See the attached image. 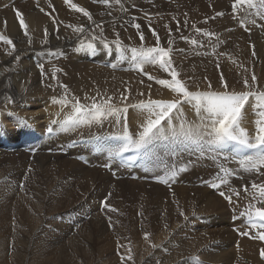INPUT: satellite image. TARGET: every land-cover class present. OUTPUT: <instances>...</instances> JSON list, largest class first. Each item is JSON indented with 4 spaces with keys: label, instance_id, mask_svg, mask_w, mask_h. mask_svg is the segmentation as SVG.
Here are the masks:
<instances>
[{
    "label": "bare ground",
    "instance_id": "bare-ground-1",
    "mask_svg": "<svg viewBox=\"0 0 264 264\" xmlns=\"http://www.w3.org/2000/svg\"><path fill=\"white\" fill-rule=\"evenodd\" d=\"M17 1L22 5L21 13L30 19H35V22L26 29H22L13 10V3L10 7L5 5L1 12L0 34L5 35L9 30L17 34L10 35L12 45H4L0 42V112L10 111L14 116L25 118L30 127L18 126L17 122L8 115L0 117V127L6 129L0 132V252L5 254L13 252L9 254L12 255L15 264L25 262L27 252L42 253L47 250L55 252L56 255L58 251L62 254L57 257L58 262L55 264H79L80 257H83L84 262L88 261V264H92V254L95 251L93 248L96 244L100 245V253L112 251V235H108L107 227L96 228L91 232H81L79 222L82 219L90 220L92 213L88 212L83 217L80 209L92 203L94 199H99L101 204L106 198L111 204H116L119 196L129 191V184L136 185L138 180L132 178L133 171L120 166L116 160L111 162L109 168L104 167L106 163H110L109 150L116 146L111 144L109 134L119 129H114L105 123L103 127L82 126L74 132L60 133L57 131L58 125H51L50 121L62 118L68 109L62 112L61 106L53 104L52 99L53 97L64 98L67 95V98L71 100L75 96L81 103L89 104L91 101L86 97L97 99L112 97L111 103L117 107L137 104L148 99H172L174 94L170 90L156 84L154 80L150 81L144 73L158 78L170 79V77L151 64L145 65L143 71L114 70L110 66L111 63H115L118 68L128 69L131 64L129 59L120 60L114 45H112L113 51L109 53L98 41H91L93 35L103 36L108 41H113L116 38L115 34L121 32L124 46L127 48L140 46L141 42L136 30L131 35V30L126 33L124 29H113L104 35L95 25V18L98 15L107 12L111 17H115L114 14L123 9L114 0H110L109 5L100 3V0H72L73 3L91 13V21L82 13L71 9L64 0H46L50 4L44 7L43 11L35 8L33 10L32 7L29 11L25 6L26 0ZM32 1L41 7L45 5L44 0ZM256 2L258 3V0ZM251 11L257 12L253 9ZM53 14H57V17ZM132 17L134 16L124 14L121 20L127 26H131ZM260 22L261 18L258 23ZM78 27H83L85 32H75L74 29ZM176 27L166 28L162 24L156 25L162 46L167 47L168 28L172 30L174 40L172 47L178 46L175 42ZM28 29L34 34L32 39L28 35ZM25 31L27 35L24 34ZM141 31L145 35V44L148 35L146 27L142 26ZM148 39L151 46H155V40ZM81 41L98 42V50L95 53L80 50ZM262 44H259L257 48L264 49V43ZM225 46L233 51V56L238 57L240 64L249 62L248 42L242 40L235 43L230 41L224 45L222 43L221 47ZM186 47L197 49L187 42ZM56 49L58 54H50ZM9 52L12 53L11 56L8 55ZM17 55L21 57L19 61L15 60ZM260 56L262 58L263 55L260 54ZM126 57H130V52H126ZM171 58L180 74L178 78L195 91H208L209 82L213 91L225 90L220 76H214V68L202 66L193 82H190L185 76L188 69H198L197 64L201 63L180 62L175 52ZM105 61L108 62V67L101 64ZM224 62V71L237 79L235 82L238 81V89L232 91H243L245 87L241 83H243L244 74L239 75V70L232 69L235 64L230 62V58H226ZM40 65H43L46 75H41ZM131 67L134 68L132 65ZM57 68L60 71L56 73V80H53L51 74ZM230 82L234 83L232 80ZM61 85L67 86V94ZM262 86L264 88L263 83ZM249 90L259 91L260 89L254 87ZM260 91L263 92V89ZM4 96L6 98L2 99ZM124 96L127 97L126 100L123 99ZM254 103V98H250L246 103L242 123L250 135L255 133V120L258 118L255 115L256 110L252 107ZM191 108L190 113L187 116L184 115L185 120L188 124L198 123L194 106ZM127 116L129 129L132 132H136L145 120L140 110L132 107H129ZM49 126L56 132V136L51 141L46 136V128ZM29 139L34 140L32 144L25 143ZM75 141L77 144L73 145ZM24 146L37 148L38 151L34 155L29 154L23 150ZM51 147L54 152L47 154L45 150ZM5 148L13 151H5ZM80 154L86 156V162L75 157ZM226 155L227 160L222 153L217 161L213 162L208 152L203 157H199L198 153L190 155L182 148L172 152L160 145L149 157L140 159L138 171L141 175L167 176L169 182H172L171 173L177 171L179 167L186 166L188 170L183 173V176L179 174L176 177L178 180L184 179V184L165 187L154 181H145L146 184L141 187V195L155 203V211L148 210L147 216L140 219L138 226L144 225L142 229L145 233L141 237L135 232L132 233L131 237L135 240L131 241L134 249L129 248V250L137 253L139 259L151 261V259L166 256L164 248L161 247L164 244L171 245L172 251L162 262L154 264H202L196 253L200 254L207 264H228L230 261L225 256V248L235 239L231 248L236 253L240 251V258L236 262L233 261V264H264V259L260 256V250L264 249V241L253 238L258 230H251V235L247 237L240 236L234 230L235 226L246 230L245 217L238 218L239 215H236L233 221L226 224L225 227L229 229L224 234L230 237L226 240L209 237L211 233L199 236L192 232L212 224L222 225L220 218L210 219L196 214L214 210L220 197L218 191L224 186L215 190L207 185L213 181L217 182L218 177L223 178L224 173L220 171L221 167L234 169L237 174L246 173L245 176L264 177V175L244 172L240 169L237 158ZM98 168L100 171L107 170L103 171L106 177L98 174ZM151 173L158 174L151 175ZM114 182L117 183L113 185ZM158 185L166 190H158ZM43 188L46 193L41 191ZM62 188L65 190L64 193L60 192ZM81 197L84 201L78 203ZM75 203L81 206L74 205ZM257 206L260 205L257 204ZM88 211H90L89 208ZM181 211L188 217L187 220L180 215ZM232 215L235 214L229 213V216ZM94 219L96 218H92L91 221ZM82 233L84 235L80 239L78 236ZM118 237L119 242H125L122 244L125 246L127 239L122 236L121 238L120 235ZM103 242L105 243L102 244ZM49 262L53 260L49 259Z\"/></svg>",
    "mask_w": 264,
    "mask_h": 264
},
{
    "label": "snow or ice",
    "instance_id": "snow-or-ice-1",
    "mask_svg": "<svg viewBox=\"0 0 264 264\" xmlns=\"http://www.w3.org/2000/svg\"><path fill=\"white\" fill-rule=\"evenodd\" d=\"M65 4L69 5L71 9L78 13H82L87 17L89 21L92 20V15L84 7H79L72 0H64ZM116 4H119L123 8L121 0H114ZM100 3L109 5L110 0H100ZM231 9L235 14L238 10L247 11L248 9H257L256 15L264 20V0H232ZM43 11V9H41ZM16 16L19 20V25L22 29H26L27 25L23 18V14L17 9L15 10ZM145 17H149V13L144 14ZM223 15V13H217V16ZM175 19V18H174ZM131 26L137 30L140 46H132L127 48L123 45L119 33H116V38L113 41H108L103 36L93 35L91 41H98L102 45L103 49H106L109 53L113 51L112 45L115 46V51L119 53V59H129L131 65L140 71H143L145 65L151 64L158 67L163 73H167L168 78L154 77L148 73H144L148 76V79L154 80L156 84L162 86L165 89L170 90L174 96L172 99H148L147 101H140L137 104L127 105L123 107H117L112 101V97L106 99L101 97H91L89 104L80 102L78 97L73 96L71 100L65 95L64 98L57 99L53 97L52 103L61 106V111L68 109L66 114L60 119H53L50 121L51 125H58L57 131L60 133H68L79 130L82 126H100L103 127L105 123L114 129L119 131L110 133L119 143L111 148L108 152V158L110 163H106L104 167L109 168L111 162L119 160L123 163H135L137 159L143 160L145 157H149L153 153L154 149H157L160 145H163L165 149L175 152L176 149H181L190 155L199 154V157H203L206 152L210 153V158L213 162L217 161L222 153H225V160H227V152L236 154L239 157L238 164L240 169L247 173H256L264 175V92L261 91H243L235 92L228 91L227 85L224 84V77L221 75V83L225 88L224 91L211 90V83L209 82L208 91H190L188 85L179 79V72L174 66L171 58L173 52L172 45L174 40L172 39V30L168 28V40L167 47L161 45V38L159 33L151 27L149 21V31L155 38V46H144L145 35L141 31V24L136 22V17L131 18ZM207 23V20H205ZM257 21L252 20V24L255 25ZM7 22L5 21V26ZM176 31H180V21L176 20ZM188 21H184V27L187 28ZM264 27V25H261ZM99 27V26H98ZM167 28L168 26L165 25ZM196 32L201 33L204 36H210L212 33L205 32L203 29L196 28L192 25ZM77 33L85 32L83 27L74 29ZM27 35V32L24 33ZM47 37V33H46ZM181 40L188 41V37L181 35ZM84 43L81 41L80 50H87L88 52H96L97 43L94 42ZM0 42L4 45H12L13 41L6 35L0 34ZM31 42V41H30ZM47 43V38H45ZM197 40H191V44L197 45ZM126 52H130V57H126ZM56 55V53H50ZM63 55V53H59ZM255 55V52L252 53ZM8 55H12L11 52ZM21 57L15 56V60L19 61ZM112 68H116L115 63H111ZM219 67V65H217ZM41 75H46L43 65H40ZM60 69H55L51 76L53 80H56V73ZM256 76L252 75V84H249L247 78L244 79L243 84L245 88L253 89L255 87ZM51 87V85H49ZM65 89L67 94L68 88L66 85H61ZM149 87H151L149 85ZM142 95V94H141ZM254 98L255 103L252 107L256 110L255 115L258 117L255 120V133L250 135L248 129L242 126L244 120V109L246 103ZM127 99L126 96L123 97ZM183 104L194 106L198 123L193 122L188 124L185 120L181 106ZM70 105V107H69ZM129 107L138 109L141 115L145 117L144 122L139 126L136 132H132L129 129L128 124V111ZM8 115L12 117L18 124V126L30 127L28 121L25 118H19L14 116L12 112H0V117ZM6 129L0 127V132ZM48 134L53 133V127L46 128ZM126 153H135V155L124 156ZM198 157V158H199ZM235 159V157H234ZM186 166H181L177 171L171 173V178L175 179L180 173L187 171ZM220 171L224 173L223 178L218 177V182L213 181L207 186L219 190L221 186H228L230 176L237 175L234 169L227 167H221ZM158 182L168 183V180ZM243 190L248 194V185H244ZM229 192L219 190L218 194L230 205H235L236 201L233 200V195L240 197V191H233L229 188ZM251 196L255 203L249 201L244 211L239 213V217H245L246 221L244 227L246 230H241L237 227L235 230L241 236H250L251 230H258L253 238L264 241V223H257V221H264V183H251ZM104 208H108L109 205L106 201L101 202ZM259 204L260 206H257ZM115 211V209H111ZM180 215L185 216L181 211ZM147 236V234H146ZM261 258H264V249L260 250ZM131 259V256L128 257Z\"/></svg>",
    "mask_w": 264,
    "mask_h": 264
},
{
    "label": "rangeland",
    "instance_id": "rangeland-1",
    "mask_svg": "<svg viewBox=\"0 0 264 264\" xmlns=\"http://www.w3.org/2000/svg\"><path fill=\"white\" fill-rule=\"evenodd\" d=\"M44 1H45V5L43 7L34 3V1L32 0H26L25 6L28 7L29 11H31L29 9L30 7H32L33 10L34 8L43 9L48 4H50V2L46 0ZM11 3H13L14 11L18 9L21 12L22 5L17 0H10L7 2L4 0H0V15H1V12L4 10V6L7 5L8 7H10ZM121 3L123 4V9L120 11H117L114 14L115 17H111L110 14L106 12V13L98 15L95 18V25L97 26L100 33L106 35L113 29H120V30L124 29V32L126 33H128V31L131 30L130 34L133 35L136 29L133 28L132 26H127L124 23V21L121 20V16L124 14L130 15V16L133 15L134 17H136L137 23H140L141 26L146 27L148 35L146 37L147 41L144 45L151 46V43L148 42L150 41V39L148 38H151L154 40L155 38L151 35V32L149 31V21L151 22V27L156 30L157 24H162L163 26L168 25V26L176 27L177 26L176 20H179L180 21V31L179 32L176 31L177 35L175 36V39H176L175 42L178 46L175 48V45H174L173 51L179 57L180 62L190 63L193 61L194 63H201V64H197L198 69L196 68L188 69L185 76L190 82H193L194 77H196L197 73L199 72L202 66H205L207 68L212 67L215 69L214 76L221 77V75H223L224 84L226 83L227 88H228L227 90L232 91V90L238 89V86H237L238 81L235 82L237 79H234L233 76L227 74L224 71V63H225L224 60L226 58H230V62L235 64L234 66H232V69L234 71L239 70V75L244 74V79L245 77L249 79L248 80L249 84H252V75L254 74L257 79V81H255L256 82L255 88H259L260 90L263 89V92H264V88L262 86V83L264 85V49L259 48L260 49L259 50L257 48L259 44L264 43V27L261 26V25H264V20L261 19L260 24L258 23L260 18L259 16L256 15L255 13L256 11H251V9H248L246 12L238 10L234 14L231 9L232 0H121ZM253 10H257V9H253ZM262 11H264V9H262ZM145 13H149L150 16L145 17L144 15ZM217 13H223V15L217 16ZM53 16L57 17V14H53ZM253 19L257 21L255 25L252 24ZM24 20H25L27 27L35 22V19H30L28 16H25ZM185 20L188 21L189 26L187 28L184 27ZM205 20H207V23H205ZM192 25H195L196 28L203 29L205 32H210L212 33V35L204 36L201 33L196 32L195 29L192 27ZM28 33H29L28 35L31 37L30 39H32L34 34L30 32V29H28ZM11 34L15 36L14 34H17V33L13 30H9L5 35L11 38L10 36ZM181 35L188 37L189 38L188 41L181 40L180 39ZM19 37H22V36L19 35ZM119 37L123 43L124 40L121 38L122 37L121 32H119ZM191 40H197L199 42L197 45L192 44L197 49H189L186 47V42L191 43ZM242 40L248 42V45H249L248 46L249 47V55H248L249 62L240 64L238 57L233 56V51L230 48H227L226 46L222 48L221 45L222 43L224 45L225 43L230 42V41L235 43V42L242 41ZM207 42L212 43L214 46L212 44H208ZM57 51L58 49H56L55 51H51V52L57 53ZM253 51L257 53L253 55L252 54ZM174 52L171 53V57L174 56ZM260 54L263 55L262 58ZM97 63H100V62L97 61ZM101 64L107 67L109 66L107 61ZM217 65H219V67ZM115 69L132 71L135 68H132L130 64V66H128V69L122 68V67L121 68L116 67ZM259 78H260V81H258ZM244 79L242 80V82L244 81ZM231 80L234 83L230 82ZM228 82L230 84H228ZM241 84L244 85L243 83ZM188 88L190 91H195L194 88L190 86H188ZM211 89L213 90V87ZM245 89L246 88H244V90ZM247 90L249 89L247 88ZM214 91H219V90H214ZM243 91H235V92H243ZM4 98H6V96H4L2 99ZM121 106L123 107L124 105H121ZM181 108L185 116H187L192 110L191 106H188L187 104H183ZM51 112L54 113L55 111H51ZM110 137L112 136H109L108 138ZM105 140H108V139L105 138ZM49 149H52V151L54 152L53 147H51L45 150L47 154L53 153ZM23 150L25 151L26 147L23 148ZM5 151L12 152L13 150L5 148ZM25 152L29 153L27 150ZM29 154L34 155L35 153L34 154L29 153ZM80 155H83V154H80ZM84 161L86 162V160ZM97 170H98V174H101L106 177V173H103V171H105L106 169L100 171V168H98ZM183 173H180V175L183 176ZM157 174L158 173H151V175H157ZM245 175L246 173H242V174H237L235 176L228 177L230 181L229 185L224 186V188L221 189V190H224L228 194H232L229 192V188H231L233 191H240V197L238 200H237V197L233 195V200L236 201L235 205H230L222 197H219L218 201L216 202V206L214 210L205 212V213H196L199 216H202L204 218H210V219L220 218L222 220V225L217 226V225L212 224L207 227H200V228L193 230L192 231L193 233L199 236L206 234V233H211V236L209 237H213L214 239H220V240H226L230 238L224 234V232L227 231V229H229L228 227H225L226 224L229 221H233L236 215H239L241 211H244L249 201L253 203L256 202L252 200V196L250 194L251 193V183L252 182H256L258 184L264 183L263 176H255V175L245 176ZM131 176L132 178H135L136 180H138L136 181V185L129 184L130 186L129 191L122 193L119 196L116 204L114 203L111 204L105 198L102 201H107V204L109 205V207L104 208L102 203L101 204L99 203L100 202L99 199H94L92 203H88L84 208L80 209L83 217H85V215L88 212H91L92 213L91 219L96 218L92 221L91 219L90 220L82 219L79 222L80 225H78L79 230L81 232H84V233L91 232V231H94L96 228L107 227L108 235H112V242H111L113 243L112 251H106V252L100 253V245L97 246L96 244V247L93 248L95 249V251L92 254L93 255L92 256L93 260L91 261L93 262L92 264H108V262H110V264H140V263L141 264H154L155 262H162L164 259H166L165 257L169 255L170 251H172L171 245L162 244L161 247L164 248V252L166 253L165 257H157L156 259H151V261L150 260L143 261V259H139L137 257V253L133 252V250H129V248L134 249V245L131 242V241H135L131 237L132 233L135 232L138 235H140V237L145 233V230L142 229L144 228V225H140L141 227L138 226L140 219L145 218L147 216L148 210L155 211V203L141 195V187L144 184H146L145 180L134 177L133 175ZM160 177H163V176H160ZM166 177L167 176H164L163 178L167 179ZM173 181H177V182L173 183ZM184 182H185L184 179L178 180V178H175V179H172V182H169L168 180V185H163V186L171 187V185H178L179 183L184 184ZM116 183L117 182H114L113 185H115ZM234 183H236V185H234ZM244 185H248V194H246L243 190ZM158 187H159L158 190H164V191L166 190V188L160 185H158ZM191 190H194V188H191ZM41 191L43 193H46L44 188ZM64 191L65 190L63 188L60 190V192L62 193H64ZM62 193H61V196L63 197ZM42 200H44V198ZM83 201H84V198L81 197L77 202L82 203ZM76 203L74 205L78 204ZM77 206H81V204ZM88 208L90 209V211H88ZM111 209H115V211H112ZM199 210H202V209H199ZM229 213H232L235 215L229 216ZM237 227L238 226H235L234 228L236 229ZM53 230H55V228ZM83 235H84L83 233L79 234L78 237L81 239L83 238ZM119 235L120 237L122 236L127 239L128 242L126 241L125 246H122V244L125 242H119V237H118ZM234 241L235 239L232 240L228 244V246L225 248V256L230 261L228 264H233V261L236 262V260L240 258V254H239L240 251L236 253V251H234L231 248V245ZM105 242H103L102 244H104ZM9 253L12 254L13 252H8V254L0 252V264H15L13 263L12 255H10ZM128 255L131 256V259H128L129 257ZM195 255L200 257L202 264H207L206 261L203 259V257L200 256V254L196 253ZM59 256H62V254L59 251L57 252V255L55 252L49 251V250H47L46 252H42V253L27 252V255H25L26 260L25 262L21 264H35V263L55 264L56 262H58L57 257ZM77 258L78 257L76 256V259ZM82 258L83 257H80L78 259V262L79 260H81L79 264H81V262L83 264H88V261L84 262ZM49 259H52L53 262L50 263Z\"/></svg>",
    "mask_w": 264,
    "mask_h": 264
}]
</instances>
